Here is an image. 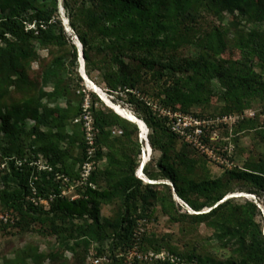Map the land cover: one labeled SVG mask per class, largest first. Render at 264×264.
Here are the masks:
<instances>
[{"label": "trees", "instance_id": "obj_1", "mask_svg": "<svg viewBox=\"0 0 264 264\" xmlns=\"http://www.w3.org/2000/svg\"><path fill=\"white\" fill-rule=\"evenodd\" d=\"M59 2L0 0V154L3 159L14 157L9 160L11 172L3 177L0 189L2 208L23 220L33 218L50 223L54 234L64 235L66 249L75 252L76 247L92 242L109 240L114 248L128 244L137 220L148 218L159 205L175 221L204 224L213 231L219 247L230 251L225 259L205 252L177 254L185 263L196 259L198 264H264V226L258 221L264 215V159L227 170L220 178L199 176L201 165L194 149L188 144L179 146V137L169 131L165 120L137 98L131 99L139 113L135 116L151 130L149 145L160 153L155 170L150 171L147 164L144 174L152 182L165 180L170 184H143L144 180L135 176L138 164L122 142L123 138L130 139V133L124 131L122 137L114 138L124 149L118 156L112 152L115 141L112 128L127 124L136 130L137 136L138 127L110 108L93 109L94 127L99 134L96 153L88 161L107 157V167L91 173L87 191L79 199L61 197L56 184L46 180L45 188L36 185L35 189L41 193L51 189L58 192L50 210L44 212L42 206L30 201V179L35 169L26 163L16 166L18 160L25 159L27 143L36 156H42L54 169L59 165L60 171L68 176L74 175L69 160L78 165L87 162L89 156L84 127L74 123L81 114L78 103L82 98L72 85H76L75 80L84 81L80 74V51L76 45L68 50L58 13ZM62 3L82 45L87 77L98 70L109 93L124 92L133 97L135 91H152L146 82L151 76L156 86L162 82L159 91H153L161 109L196 118L202 116L193 111L209 106L213 99L224 104L221 115L241 113L255 100L264 102V0H62ZM202 11L217 18L220 25L198 34L195 25ZM228 15L234 17L229 23ZM187 45H195L198 54L183 57L180 49ZM37 47L63 52L42 70L40 89L28 74L31 62L38 58ZM229 50L237 57L226 58ZM44 86H51L53 91L45 92ZM14 94L23 95L24 99L13 102ZM92 96L99 101L96 93ZM60 99H66L64 107L49 106ZM29 121L34 123L31 128ZM243 123L252 125L255 121ZM68 127L72 128L71 133ZM259 127L264 140V120ZM133 144L140 152L134 139ZM76 150L78 157L74 156ZM102 180L111 183L108 189L88 186ZM234 185H241V192L257 196L262 208L254 202L237 203L235 198H227L235 191ZM175 196L187 208L179 218L175 217ZM115 199L121 202L119 215L115 220L102 219V206ZM204 209L209 211L204 213ZM76 220L82 224L77 225ZM5 225L0 222V226ZM70 239L76 240L75 247H69ZM48 255L56 257L55 252ZM13 264L27 263L22 258Z\"/></svg>", "mask_w": 264, "mask_h": 264}, {"label": "rangeland", "instance_id": "obj_2", "mask_svg": "<svg viewBox=\"0 0 264 264\" xmlns=\"http://www.w3.org/2000/svg\"><path fill=\"white\" fill-rule=\"evenodd\" d=\"M58 13L66 32V38L69 44L68 50L70 46L73 45L79 48L78 38L71 28L69 13L64 8L62 0L59 2ZM233 19V16L228 15L226 17V22L229 23ZM219 25L220 23L217 18L202 11L195 28L196 32L199 34L210 30L213 26ZM221 26L224 27V25ZM32 27L33 26H31V28ZM250 27L257 28L258 26L250 25ZM80 47L81 49L79 48V51H82L81 44ZM198 52L199 50L195 45H187L180 49V54L183 57L196 56ZM62 53L63 52L57 48L42 49L37 47L38 58L31 62L28 68V74L30 80L37 85L38 89L42 87V70L55 57L60 56ZM225 57L236 58L237 54L229 50L226 52ZM89 79L98 86L110 102L131 112L134 116L139 115V113L136 111L135 103H132L131 99L137 98L144 101L147 105L152 107L153 112L157 116L165 120L166 127L168 128L170 117L166 115V112L170 111L161 109L159 100L153 98V91L155 90L158 92V86L162 85V82L156 86L157 83L149 76L146 82L149 83V87H152V91H135L133 92V97H129L124 92L109 93L103 83L102 73H99L98 70H94ZM75 83L76 85L72 86L74 90H76V94L82 98V102L78 103L81 104V114L78 117H80L84 111L88 110L94 122L93 109H111H109L108 105L97 94L96 96L99 101H95L92 96L94 92L85 81L77 83L75 80ZM214 87L217 89L216 85H214ZM43 90L45 92L53 91L51 86H44ZM22 99H24L23 95H12L13 102H21ZM72 99L75 100V97L73 96ZM65 104L66 99H60L57 103L50 104L49 106L54 107L58 105L64 107ZM223 107V103L217 101V99H213L209 106L194 110L193 112L201 115L202 118H196L192 114L188 117L203 122L201 125L203 129L202 137L199 138L194 136V138L190 140L179 137V146L188 144L196 152V157L201 165L198 170L199 176L220 178L227 170L243 168L248 164L264 159V140L261 137V128L259 127L264 120V102L260 100L252 101L249 107L243 112L228 115H221ZM177 113L187 117L179 112ZM246 120H253L255 124L248 125L243 123ZM33 124L32 121H29V128H31ZM71 129L72 128L68 127V133H71ZM147 129L148 138V135L151 134V130L148 127ZM111 131L113 139L122 137L124 131L130 133V139L123 138L122 142L123 145H126V152L138 164L135 176L137 178L138 176L142 178V176L138 174V170L142 166L144 160L146 143H143L140 132L137 131L138 133L136 136V130L127 124L115 126ZM169 131L171 132L170 129ZM97 134H99L98 130L95 132V147L92 150V156H94L97 150ZM133 139L135 142H138L140 152L137 145L135 146L133 144ZM84 140L86 143V136ZM114 140V143H112L114 145V150L112 152L118 156L120 150L124 148H120L118 146L120 144L117 143L116 139ZM195 140L202 142L203 147L197 145ZM104 152L107 154L108 150L104 149ZM74 154L75 157H78L79 151L76 150ZM24 158L23 161L18 160L16 166L26 163L27 166L35 169L30 179L32 194L30 196V201L35 202V205L42 206L44 212L50 210L51 202L58 192L63 198L76 200L81 198L87 191V186L81 181V170L84 163L73 165V160H69L68 164L73 167L74 175L68 176L60 171L59 165L57 169H54L42 156H36V154L30 150L29 143H27L26 156ZM89 158L90 155L87 161ZM159 158L160 153L152 150L147 162L150 171L155 170V165ZM11 159H14V157L3 159L0 154V189L3 187V177L11 172L9 161ZM92 163H94L95 170H102L107 167L108 160L107 157H104ZM51 174H54L53 177ZM46 180H52L54 184H56L58 192L51 189L45 193H41L40 190L34 189L36 185H41L45 188L44 182H46ZM142 183L146 184L147 182L144 180ZM167 183L168 181L160 180L153 184ZM110 184L111 183H108L106 180H102L98 184L93 185V188L105 190L109 188ZM234 188L235 191L230 193L227 198H235L237 203H245L246 201L254 202L262 208L260 204L261 201L257 196L241 192L239 190L241 185H234ZM175 203L177 210V215H175V217L179 218V215L187 212V208L178 201ZM120 211L121 202L119 199H115L113 202L102 206V219L115 220ZM207 211H209V209H204L202 212L205 213ZM1 213H8L13 219L10 221V226L6 223H3L6 224L5 226H0V264H13L16 260L22 261V258H25L27 264H95L96 260H101L100 264H168L156 259V256L161 253L174 256H177V254L186 256L189 253L200 255L204 252L219 259H225L230 256V251L220 248L217 241L214 240L213 231L211 229L207 228L204 224L197 225L191 220L175 221V219H171L168 215L164 214L159 205L154 207L153 214H150L148 218L137 220L131 242L128 244L123 243L118 245L117 248H114L111 247L112 242L109 240L105 243L92 242L89 246L80 245L76 247L75 252L66 249V243L63 242L64 235L58 236L54 234L50 223L44 224L35 221L33 218L23 220L21 216L12 213L11 210L3 209L0 204V214ZM258 221L264 226V215L259 217ZM75 223L81 225L82 221L76 220ZM75 244L76 240L70 239L69 247H75ZM54 252L56 253V257L52 259L48 254ZM37 256H43V258L41 260L35 259ZM186 264H198V262L196 259H193L191 261L189 260L188 263L186 262Z\"/></svg>", "mask_w": 264, "mask_h": 264}, {"label": "built area", "instance_id": "obj_3", "mask_svg": "<svg viewBox=\"0 0 264 264\" xmlns=\"http://www.w3.org/2000/svg\"><path fill=\"white\" fill-rule=\"evenodd\" d=\"M166 115L170 117L168 122V128L172 133L181 138L193 139L194 136L201 138L203 135L202 124L203 122L200 120H196L192 117H184L179 115L178 113L166 112ZM75 124H82L85 131L86 143L88 145V154L90 158L92 157V150L95 147V132L97 131L94 127L93 119L91 118L88 110L84 111V113L75 120ZM200 125V126H199ZM196 144L203 147L202 142L196 141ZM89 158V160H90ZM95 170L94 163L91 161H87L82 165L81 172V181L84 185H87L89 182V177L91 173ZM93 187V185H90ZM35 189V188H34ZM35 203V202H34ZM37 205V204H36ZM8 213L0 214V222L2 223H10L13 219L12 216H9ZM156 259L168 263V264H186L181 258L176 255L161 253L156 256ZM101 260H96L95 264H100Z\"/></svg>", "mask_w": 264, "mask_h": 264}, {"label": "bare ground", "instance_id": "obj_4", "mask_svg": "<svg viewBox=\"0 0 264 264\" xmlns=\"http://www.w3.org/2000/svg\"><path fill=\"white\" fill-rule=\"evenodd\" d=\"M78 45H79V48L81 49L80 47V44L78 42ZM80 68H81V73L80 74H83L84 78H85V82L86 84L89 86V88L94 92L96 93L97 95H99L102 100L108 105L109 108H111L118 116H120L121 118L129 121L130 123H133L135 124L137 127L139 126L140 129H139V132H140V137L143 141V143H146L145 145V155H144V160L142 162V166L139 168L138 170V174L140 176H142V178L147 182V183H154L152 181H150V179H148L146 177V175H144V170H142V168H144L149 160V156L151 155L152 153V149L151 147L149 146L148 144V138L147 137V134H148V129L146 127V125L140 121V119H138L137 117H135L131 112H128L127 110H124L122 109L121 107H119L118 105H115L113 104L112 102L109 101V99L104 95V93L98 88V86H96L86 75V73L84 74L83 72V69L85 70V62L80 58ZM169 183V182H168ZM170 184V183H169ZM175 199L178 201V202H181L180 201V198H177L175 196ZM183 203V202H182ZM191 210V209H190ZM192 211V210H191Z\"/></svg>", "mask_w": 264, "mask_h": 264}, {"label": "water", "instance_id": "obj_5", "mask_svg": "<svg viewBox=\"0 0 264 264\" xmlns=\"http://www.w3.org/2000/svg\"><path fill=\"white\" fill-rule=\"evenodd\" d=\"M79 57L84 61V58H83V52L82 51H80V53H79ZM80 58H79V63H80ZM83 72H84V74H85V70L83 69ZM80 73H81V68H80ZM82 75V77L84 78V76H83V74H81ZM84 80H85V78H84ZM86 81V80H85ZM141 121V120H140ZM141 122H143V121H141ZM144 123V122H143ZM145 124V123H144ZM138 128L140 129V127L138 126ZM141 135V134H140ZM147 138V137H146ZM143 167V166H142Z\"/></svg>", "mask_w": 264, "mask_h": 264}, {"label": "clouds", "instance_id": "obj_6", "mask_svg": "<svg viewBox=\"0 0 264 264\" xmlns=\"http://www.w3.org/2000/svg\"><path fill=\"white\" fill-rule=\"evenodd\" d=\"M142 170H143V168H142Z\"/></svg>", "mask_w": 264, "mask_h": 264}]
</instances>
